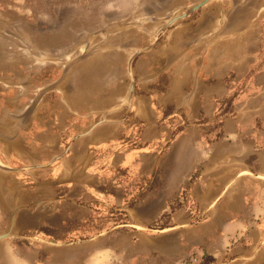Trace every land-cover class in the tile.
I'll list each match as a JSON object with an SVG mask.
<instances>
[{"label": "rangeland", "instance_id": "obj_1", "mask_svg": "<svg viewBox=\"0 0 264 264\" xmlns=\"http://www.w3.org/2000/svg\"><path fill=\"white\" fill-rule=\"evenodd\" d=\"M201 1L0 0V139L13 146L24 143L18 167L36 166L39 155L46 161L54 155V147L42 142L63 150L100 126L114 130L115 139L107 144L114 145L112 151L119 144L129 149L146 144L152 129L162 134L158 138L165 147L188 131L209 147L230 141L227 129L240 130L238 119L264 127V117L255 114L264 101L257 100L264 94V0H212L173 23L136 58L135 93L127 101L130 58L150 46L163 25ZM103 29L113 31L96 34ZM46 164L54 167L56 161ZM31 172H20L26 186ZM155 185L156 176L148 188ZM170 205L172 213L196 210L185 189ZM168 213L161 216L164 226L154 230L173 227ZM117 226L87 228L90 233L83 235L77 232L82 228L69 229L73 232L64 244L78 255H96L98 236L122 228ZM16 235L27 238L2 240L1 251L13 260L0 264H48L50 243L64 245L36 239L47 241L39 231ZM231 257L194 252L180 260L232 264ZM244 258L246 264H264V255Z\"/></svg>", "mask_w": 264, "mask_h": 264}, {"label": "crops", "instance_id": "obj_2", "mask_svg": "<svg viewBox=\"0 0 264 264\" xmlns=\"http://www.w3.org/2000/svg\"><path fill=\"white\" fill-rule=\"evenodd\" d=\"M262 98L259 93L257 100ZM256 109L264 117V101ZM237 124L240 130L227 129L230 141L209 147L195 131L165 147L162 134L152 129L146 144L132 149L119 144L112 151L114 145L107 144L114 141V130L104 126L63 150L42 142L54 147V155L47 161L38 156L27 186L25 173L6 167L19 168L24 143L13 146L0 139V235L9 230L15 211L14 233L39 231L41 238L63 244L74 228L84 229L77 231L81 235L120 224L161 228V216L172 213L170 202L185 189L196 210L172 213L168 226L178 228L164 233L118 228L96 241V255L54 245L48 264H185L180 259L194 252L217 259L231 255L232 264H246L244 257L264 255V127L242 119ZM54 161V167H43ZM154 176L158 185L148 188ZM3 244L0 260L12 261L1 251Z\"/></svg>", "mask_w": 264, "mask_h": 264}, {"label": "water", "instance_id": "obj_3", "mask_svg": "<svg viewBox=\"0 0 264 264\" xmlns=\"http://www.w3.org/2000/svg\"><path fill=\"white\" fill-rule=\"evenodd\" d=\"M210 1H212V0H202L201 2H199V3L195 4V5H193L192 7H190L185 13L173 17L170 21H168L165 25H163L155 33L154 39H153L152 43L150 44V46L141 49L140 51L136 52L130 58L129 64H128V69H129V73H130V77H131V82H130L129 92H128V96H127V101L128 102H130L132 100V98L134 97V93H135L136 77H135V73H134V62H135L136 58L140 54L151 50L155 46V44L157 43L160 34L164 30H166L167 28H169L173 23H175L176 21H178L180 19H183V18L189 16L190 14H192L193 12H195L196 10H198L201 7H203L206 4H208ZM110 31H113V30H105V29H103V30L97 31L96 34L108 33ZM104 121H105V119L103 120V122ZM100 123H102V122L97 123V125H99ZM86 134H88V133H86ZM86 134H84V135H86ZM6 167L8 169H10V170L17 171V172H23V171H26V170H32V169H35L36 168V166H29V167H24V168H14V167H11V166H6ZM16 213H17L16 211L13 212L11 226H10L9 230L6 233H3V234L0 235V241L5 240V239H10V238H27L26 236L16 235V234L13 233V230H14L15 224H16ZM125 226L134 227L136 229L143 230V231H152V232H156V233H163V232L170 231V230H173V229H176V228L179 227V226H173V227L165 228V229H162V230H154V229H151V228H148V227L134 226V225H131V224H122V225H119L117 227H125ZM107 233L108 232H104L101 235H99L98 237L104 236ZM35 238L38 239V240H40V241H42V242L50 243V242L45 241V240H42V239H40L38 237H35ZM50 244L58 245V244H55V243H50Z\"/></svg>", "mask_w": 264, "mask_h": 264}]
</instances>
